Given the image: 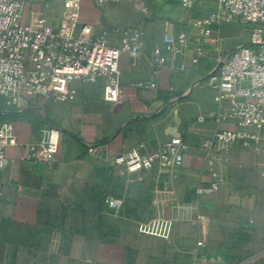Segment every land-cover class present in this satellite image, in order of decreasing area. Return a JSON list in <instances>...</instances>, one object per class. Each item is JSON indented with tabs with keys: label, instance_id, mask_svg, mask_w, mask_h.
Segmentation results:
<instances>
[{
	"label": "crops",
	"instance_id": "obj_1",
	"mask_svg": "<svg viewBox=\"0 0 264 264\" xmlns=\"http://www.w3.org/2000/svg\"><path fill=\"white\" fill-rule=\"evenodd\" d=\"M148 2L144 13L128 0L78 1L80 23L109 44L118 43L122 27L141 31L138 51L119 58L117 102L103 98L108 75L73 81V100L24 93L5 106L0 98V119L13 123L19 143L7 149L0 172V264H264V153L245 140L203 145L217 130L236 128L232 119L210 118L221 109L206 77L220 54L248 40L250 27L233 20L244 28L227 41L221 32L229 22L211 23L214 42L193 25L216 9L214 0L191 10L173 0ZM182 31L188 46L164 52L157 65L154 49L164 34ZM152 76L154 87L137 85ZM44 126L60 132L57 153L25 159L24 145L36 143ZM175 137L186 146L180 164L128 172L113 162L134 147L150 152ZM110 173L127 188L118 196L123 206L112 210L105 202L95 217L88 191L95 176ZM137 209L152 210L149 220L169 219L168 236L141 232L149 220Z\"/></svg>",
	"mask_w": 264,
	"mask_h": 264
},
{
	"label": "built area",
	"instance_id": "obj_2",
	"mask_svg": "<svg viewBox=\"0 0 264 264\" xmlns=\"http://www.w3.org/2000/svg\"><path fill=\"white\" fill-rule=\"evenodd\" d=\"M45 1L0 0V98L4 105L15 104L24 93L55 101L73 100L76 95L73 81L95 83L102 75H108L103 86L104 100L117 102L120 93L118 61L122 53L138 51L140 29L137 25L122 27L118 43L109 44L104 37L93 33L91 24L80 23L79 0H63L62 16L57 23L50 21L41 10H37L34 20L21 21L22 11ZM92 1L99 5L121 0ZM128 1L144 13L149 10L148 0ZM173 1L191 10L199 0ZM214 1L215 10L193 19V25L210 40L217 42L209 25L220 20H236L251 27L248 40L220 54L216 66L206 77L221 109V112L211 113L210 118L232 119L236 128L217 130L203 145L209 149L227 148L245 140L255 151L264 153V0ZM187 46L185 31L176 36L167 32L162 46L154 49L153 59L159 65L167 59L164 52L180 53ZM157 72L155 69L154 75ZM137 85L154 87V77ZM59 138L57 128L44 126L36 143L24 145L25 159L35 162L40 152L53 157L58 151ZM18 144L13 123L0 119V172L6 164L7 149ZM141 146L115 155L114 164L128 172L149 169L156 162L162 167L180 164L186 147L180 137L150 152L141 151ZM105 202L112 210L123 206L120 197H108ZM170 228L171 221L167 218L152 219L139 226L141 232L162 238L168 236Z\"/></svg>",
	"mask_w": 264,
	"mask_h": 264
},
{
	"label": "rangeland",
	"instance_id": "obj_3",
	"mask_svg": "<svg viewBox=\"0 0 264 264\" xmlns=\"http://www.w3.org/2000/svg\"><path fill=\"white\" fill-rule=\"evenodd\" d=\"M62 8H63V0H46L45 2L34 6L33 8L29 9L26 8L24 12H21V21L23 22H28L31 20H34L36 17L37 10L38 11H43V13L47 16V18L52 21L57 23L62 16ZM196 12V11H195ZM233 20L229 21V23L226 24L228 25V28L226 29V32H221L222 38L224 40H233L235 36L239 35L242 30L243 26L240 27L242 28L240 30L238 25H235L233 23ZM232 24V25H230ZM251 27L249 24L246 25ZM245 26V27H246ZM227 40V41H228ZM101 169H106L108 171H113L115 170V166L113 165H105L101 167ZM108 176H101L97 175L94 177V185L92 186L91 189L88 191V199L92 200L95 204V217L100 216L99 211L101 210V206L105 205V199L108 197H118L122 196V193L127 190L125 187V184L119 183V178L118 177H113L111 175ZM136 211L141 212L142 214L146 215L145 220L150 218L149 215H151L150 209H137ZM149 220V219H148ZM146 222V221H145Z\"/></svg>",
	"mask_w": 264,
	"mask_h": 264
}]
</instances>
